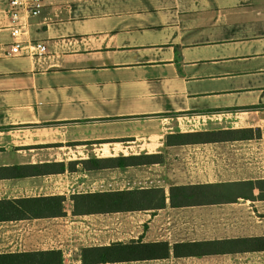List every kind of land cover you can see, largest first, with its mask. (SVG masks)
I'll return each mask as SVG.
<instances>
[{"label":"crops","instance_id":"0c3cea01","mask_svg":"<svg viewBox=\"0 0 264 264\" xmlns=\"http://www.w3.org/2000/svg\"><path fill=\"white\" fill-rule=\"evenodd\" d=\"M6 3L0 201L62 197L65 216L0 222V255L60 251L62 264H83V248L141 242L166 244L168 257L106 264H264V251L233 243L264 238V189L234 203L169 204L172 187L264 184V136L166 146L179 133L264 131V0H42L19 54ZM146 156L158 159L112 166ZM154 189L164 208L74 214L75 196ZM181 244L209 253L175 257Z\"/></svg>","mask_w":264,"mask_h":264},{"label":"trees","instance_id":"16d2710c","mask_svg":"<svg viewBox=\"0 0 264 264\" xmlns=\"http://www.w3.org/2000/svg\"><path fill=\"white\" fill-rule=\"evenodd\" d=\"M264 136V131L259 129H238L218 132H195L187 134H174L166 137L167 147H182L200 144H222L236 141L258 140ZM157 156L129 157L111 160L121 164H112L121 168L136 166L138 163H149L157 161ZM95 168L102 165L95 161ZM43 167H32L30 175L40 174ZM46 168V167H44ZM64 172V168L60 167ZM15 170H18L16 168ZM70 170H72L70 166ZM21 177L22 174H15ZM261 182H241L224 184H204L193 186L172 187L169 192V204L172 207L205 206L224 203H234L239 198H253L252 191L264 189ZM64 198L50 197L38 199H23L12 201H0V222L19 221L27 219L63 217ZM164 192L160 189L131 191L122 193L81 195L73 197L74 214L88 215L101 212H124L138 211L146 208L160 209L166 206ZM238 244L239 249L250 251H264V238L240 240L233 242ZM232 243V244H233ZM212 245V243H209ZM215 244V243H214ZM213 244V245H214ZM230 244L231 243H227ZM226 243H217L227 245ZM208 244H181L173 247L175 257L199 255L207 252L202 246ZM205 254V253H204ZM212 254V251H211ZM169 255L166 244H142L131 242L129 244H116L110 247L83 248L81 257L83 264H106L128 261H142L152 259H163ZM0 264H62V253L60 251H38L16 254L0 255Z\"/></svg>","mask_w":264,"mask_h":264},{"label":"built area","instance_id":"2783aa9c","mask_svg":"<svg viewBox=\"0 0 264 264\" xmlns=\"http://www.w3.org/2000/svg\"><path fill=\"white\" fill-rule=\"evenodd\" d=\"M41 9L42 0H7L5 12L11 22L10 35L15 40L10 49L11 54L20 53L23 43L19 39L24 35L25 21L38 17ZM29 48L38 54L46 53V47L40 43L29 44Z\"/></svg>","mask_w":264,"mask_h":264}]
</instances>
